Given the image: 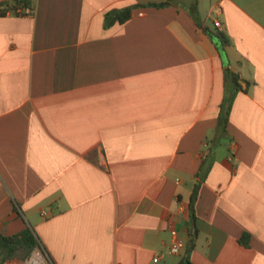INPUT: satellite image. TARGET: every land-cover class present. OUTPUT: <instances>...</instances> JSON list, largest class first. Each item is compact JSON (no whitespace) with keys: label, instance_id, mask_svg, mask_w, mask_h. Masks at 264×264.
Instances as JSON below:
<instances>
[{"label":"crops","instance_id":"crops-1","mask_svg":"<svg viewBox=\"0 0 264 264\" xmlns=\"http://www.w3.org/2000/svg\"><path fill=\"white\" fill-rule=\"evenodd\" d=\"M167 1L0 0L4 264H264V0Z\"/></svg>","mask_w":264,"mask_h":264},{"label":"trees","instance_id":"trees-1","mask_svg":"<svg viewBox=\"0 0 264 264\" xmlns=\"http://www.w3.org/2000/svg\"><path fill=\"white\" fill-rule=\"evenodd\" d=\"M172 0H169L160 6L164 7L170 4ZM30 5V0H13V12H15L18 8H26ZM134 7H128L122 10H114L106 14V24L107 25H113L115 23H124L128 19H130ZM219 37L224 40V43H227L226 38L224 35L219 34ZM236 83V91L241 90V86ZM221 123L223 126L227 123V118L223 116L221 118ZM225 129V128H224ZM201 168V175H205L208 170L209 166L206 165V163H203ZM199 193V187L197 186L194 190L192 200L190 202L189 210H190V222L192 226L196 225V212H195V203L198 198ZM197 234V231H192V236H195ZM248 236H244L242 243H246V238ZM40 240L36 236L35 232L31 228H27L22 233L13 235V236H5L3 234H0V264H4L7 261L11 260H27L30 258L34 250L40 246ZM195 248V241L193 237L190 239V241L187 244V256L182 260L181 264H193L191 259L189 258L190 253Z\"/></svg>","mask_w":264,"mask_h":264},{"label":"built area","instance_id":"built-area-1","mask_svg":"<svg viewBox=\"0 0 264 264\" xmlns=\"http://www.w3.org/2000/svg\"><path fill=\"white\" fill-rule=\"evenodd\" d=\"M15 12L17 14L32 15L34 13V10L26 7V8H18ZM43 215H46V213L44 212ZM171 235L173 238V242L170 247L169 253L171 255H179L181 251L185 248V242L179 237V233L177 232V230L172 229ZM155 261H159V257H157Z\"/></svg>","mask_w":264,"mask_h":264},{"label":"bare ground","instance_id":"bare-ground-1","mask_svg":"<svg viewBox=\"0 0 264 264\" xmlns=\"http://www.w3.org/2000/svg\"><path fill=\"white\" fill-rule=\"evenodd\" d=\"M35 261H41L42 263H44V258L40 251L36 252Z\"/></svg>","mask_w":264,"mask_h":264},{"label":"rangeland","instance_id":"rangeland-1","mask_svg":"<svg viewBox=\"0 0 264 264\" xmlns=\"http://www.w3.org/2000/svg\"><path fill=\"white\" fill-rule=\"evenodd\" d=\"M38 251H40V250L36 249V250L34 251L33 255H31L30 258H32V256H33V258H34L35 253L38 252ZM40 252H41V251H40ZM41 253H42V252H41Z\"/></svg>","mask_w":264,"mask_h":264},{"label":"water","instance_id":"water-1","mask_svg":"<svg viewBox=\"0 0 264 264\" xmlns=\"http://www.w3.org/2000/svg\"><path fill=\"white\" fill-rule=\"evenodd\" d=\"M42 248V247H41Z\"/></svg>","mask_w":264,"mask_h":264}]
</instances>
